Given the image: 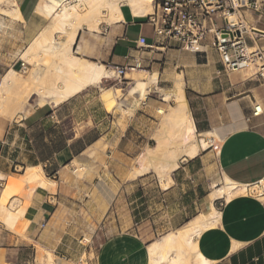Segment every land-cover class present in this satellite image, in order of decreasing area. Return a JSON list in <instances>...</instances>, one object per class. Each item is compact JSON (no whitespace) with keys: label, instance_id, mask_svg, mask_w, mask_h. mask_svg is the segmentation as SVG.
Listing matches in <instances>:
<instances>
[{"label":"crops","instance_id":"obj_1","mask_svg":"<svg viewBox=\"0 0 264 264\" xmlns=\"http://www.w3.org/2000/svg\"><path fill=\"white\" fill-rule=\"evenodd\" d=\"M11 1L12 11L18 7L23 19L15 20L20 30L14 34L20 35L24 42V37L33 36L43 24L46 25L52 14L51 7L58 9L65 0ZM155 9L154 3L153 13ZM153 13L137 18L131 8L123 4V20L111 25L102 22L95 30L84 26L78 33L73 51L79 58L106 68L125 66L133 58H141L147 72L157 76L158 82L152 85L154 89L169 81L164 80L166 75H170L171 82L182 77L197 132L202 135L214 133L222 145L220 152L210 148L197 158L180 161L179 168L163 183L165 188L159 184L158 205L168 214L179 210L180 216H171L170 224L184 227L197 217L190 216L191 213L202 208L211 211L209 182L220 178V182L213 183L220 185L227 176L238 185L252 187L249 194L237 196L230 202L225 197L214 202L215 207L221 206L218 209L222 213L221 224L205 233L200 244L215 264H264V114L248 120L256 103L264 109V79L248 76L243 81L240 76L225 73L218 54L212 49L207 55L187 53L188 50L177 43L160 42L149 22ZM248 17L253 19L251 14H247ZM259 29L264 32V23ZM142 37L151 48L138 46ZM260 37L264 45V35ZM174 51H186V59L163 62L164 53ZM144 94L141 92L138 95H143L141 100L131 105L135 114L140 110L157 111L160 107L152 100V94L147 99V93ZM77 96L57 107H38L27 115L21 112L11 121H0V199L11 177L18 176L20 171L25 174L28 168L41 167L47 180L55 184L49 188L37 187L27 199L24 217L15 228L17 233L0 221V264H30L24 258L26 249L33 247L36 250L38 245L54 254V264H92L88 258L89 250L77 257L71 252V245L82 242L85 235L92 241L100 239V230L106 225L103 221L124 196L125 184L149 174L128 180L130 172L134 171V157H128L125 149L138 147L136 151L140 153V145L133 134L132 139H128L129 131L136 129L134 120H130L127 128L117 125L100 130L102 120H110L109 110L102 108L105 117L99 108L88 116L85 112V115L79 114ZM117 104L122 108L126 105L125 101L119 100ZM83 109L86 111V106ZM101 159L106 160L105 165ZM75 162L87 167L91 175L87 174L83 181L76 178L72 172ZM91 176L103 184L88 182ZM77 195L84 199L77 200ZM140 195L138 189L132 197V204L136 203L135 216L140 215L143 209L140 207L147 203ZM78 209L88 211V214L80 219ZM95 210L103 213L97 216ZM135 238L137 236L126 239L117 234L106 239L100 245L105 252L103 259H111L117 264H149V246L143 251L140 241ZM130 244L132 247L128 246Z\"/></svg>","mask_w":264,"mask_h":264},{"label":"bare ground","instance_id":"obj_2","mask_svg":"<svg viewBox=\"0 0 264 264\" xmlns=\"http://www.w3.org/2000/svg\"><path fill=\"white\" fill-rule=\"evenodd\" d=\"M79 2L84 4L72 5V0H65L58 9L51 7V21L21 57L32 67L29 76L24 77L12 69L3 77L0 88V115L4 118L15 119L21 114L24 106L31 105L32 100L37 108L48 105L57 107L91 87H99L114 79L115 74L112 70L106 69L101 64L83 60L74 53L73 46L79 31L84 26H87L89 30H95L102 22L111 25L123 20V4L129 6L137 18L146 17L154 8V0H79ZM5 3H8V0H0L1 6ZM12 12L15 20H22L18 7H15ZM55 32L62 34L64 39L60 42L55 40L52 37ZM27 72L28 70L24 73L28 74ZM132 74L127 75L129 77ZM252 75H254V66L248 68V76ZM147 80L149 86L157 83L156 77L148 76ZM160 92L164 93L165 102L172 99L176 102V108H171L172 112L168 115L169 120L175 119L173 130L171 129L174 132L167 129L163 136L157 139V146L146 151L145 164L135 170L134 177L144 173L145 171H142L147 168L149 170L153 168L161 176H169L179 168L180 161L197 158L202 151L211 148V143L216 153L221 150V146L215 145L213 140L198 141V132L191 117L182 82L173 90ZM111 97L112 92L106 91L103 94V101L109 103ZM125 112L128 111L125 110ZM164 126L166 127L165 124ZM203 135L214 137L216 142L219 141L214 133L209 132ZM20 178L11 177L0 199V221H3L11 231H15L16 225L24 217L28 207V203L22 204V201L12 202L11 195L18 188L24 187V184L35 188L30 193L31 196L37 187L55 186L53 182L47 180L41 167L28 168ZM162 186L165 188V185ZM215 188L218 189L220 197H225V200L230 202L237 196L249 194V189L252 187L238 185L226 176ZM31 196L28 197L27 194L26 199ZM210 198L208 197L209 201ZM211 206L209 213L200 214L178 231L151 243L147 251L149 263L215 264L214 260L202 251L200 244V239L205 233L216 229L221 224L222 213L212 204ZM53 259L45 256V263L54 264Z\"/></svg>","mask_w":264,"mask_h":264},{"label":"rangeland","instance_id":"obj_3","mask_svg":"<svg viewBox=\"0 0 264 264\" xmlns=\"http://www.w3.org/2000/svg\"><path fill=\"white\" fill-rule=\"evenodd\" d=\"M10 3L12 4V1L8 0V3H5L2 6L0 5V88L3 77L12 69L24 77L29 76L32 67L26 60L22 59L21 57L23 53H25L26 50L29 49V46L32 44L33 40L39 36V33L51 21L50 20L51 17H50L48 19V22L45 23L46 24L45 26L43 24V26H41L38 29L37 33L34 34L33 36L30 35L28 36L29 38L24 37L23 38L24 42H22L20 35L14 34L15 31L20 30V26L16 24L15 18L12 16L14 13L12 12V5ZM83 4L84 3H80L79 0H72V5L81 6ZM86 8L84 10H86ZM4 12L5 14H3ZM151 13H153V11ZM52 37L59 42L64 39L63 35L57 32H55ZM26 39H28L27 42ZM180 46L183 47L182 45ZM185 52L186 51L183 52L174 51V52H170V54L168 52L167 53L165 52L164 53L165 55L163 56L162 60L163 62L168 61L169 63L179 62V61L182 62L187 57ZM188 52L190 51H187V53ZM208 52H210V48H208ZM21 60H23L28 64L29 66L27 72L28 74H25L21 70V66H20ZM106 69L111 70L110 68H106ZM147 71L148 69L143 67L138 72H129L128 74L130 73L133 74L130 75L129 77L128 75H126V79L125 78L119 79L115 77L114 79L105 82L103 85L99 87L97 86L91 87L85 90L84 92H82V94L80 93L76 97L77 99L76 108L78 111L81 110L79 114L85 115L86 113V115L88 116V114H90L91 111H96V109L99 108L101 115L103 114L102 116L105 117L102 108L104 107L106 111L107 109L109 110L110 120L109 121L102 120V122L100 123L101 125L99 127L100 130L105 129L108 126L116 127L117 125L122 126V128L123 127L127 128V125L129 124L130 120L132 119L134 120L133 121L134 128L136 129H131V131H129L128 139L130 140L134 136V139L138 140L137 143L140 145L139 148L140 153L138 154L136 151L138 147L130 146L127 149H125L127 152L126 155H128V157H132V156L134 157V161L132 165V169H134L133 172H135L136 169H140L145 164V153L149 148H154L155 146H157V139L160 136H163V134L167 131V129L168 131H170L171 129L173 130L175 119L169 120L168 115L171 114L172 109L176 108L177 105L174 99L162 104L165 97H164V93L160 91L173 90L174 88L179 86L180 81L184 85L182 77H177L176 82L175 81L171 82L170 75H166V77H164V80L166 79L169 81H164L162 83V86L159 85V87L162 88H159L157 85L155 86L154 89L152 88V86L147 85L148 84L147 79L148 76L149 77L152 76L156 78L157 76L150 75V73H148ZM231 74L240 76L243 81L248 79V69L234 71L231 72ZM257 74H258V70L254 67V75H252L250 79L258 77ZM106 91L112 92L111 102L109 103H105L103 101V94ZM141 92H144L145 94L147 93V95L144 94L145 99H147V97L150 94H152L153 96L152 100L157 101L158 106H160L157 109V111L140 110L138 111L137 114L133 112V109H131V105L136 104L138 100H141V96L143 95L138 96ZM135 96H137V98ZM117 100H119L121 103L125 101L126 105L123 106L122 108V106L117 104ZM84 106H86V111H84L83 109ZM35 108H37V106H35V102L34 100H32L31 105L27 104L26 106H24L22 110V114L27 115L29 112H32ZM125 110H127L128 112L126 113ZM0 121H11V120L7 119L6 117L4 118V116L0 115ZM164 124L166 125V127L164 126ZM164 127L166 128L165 131H164ZM131 134H133V136ZM197 135H198L197 136L198 141L205 140L207 142H211L212 140L213 141L215 140L216 142V138L214 137L213 138H210V136L205 137L204 135H202V133H198ZM220 142L221 141H217L215 144L216 145L219 144V146H221L222 144ZM101 160H102L101 163L105 165L106 160L105 159H101ZM75 165L76 166L72 168V172L76 178L81 179V181H83V179H85L87 174H90L88 173V168L77 162H75ZM111 166L115 167L114 165ZM111 166L109 167L110 169L112 168ZM150 169L151 170L147 168V170L146 169L143 170L142 172L145 171L144 172L145 174L141 173L142 175L138 174V176L136 177H133V172H130L131 174H129L128 180L131 181L135 178L142 177L148 173L149 174L139 181H135V182L132 181V183L128 182L127 184H125L124 196H122L119 203H116L112 207V209L109 211V213L107 214V216L103 221L105 222L104 224L106 225H104L105 227L102 228V230H100L102 233L100 239L92 241V239L88 235H85V237L82 238V242H77L76 244L71 245V252H73L74 255L78 257L80 253L82 252L84 253V251L87 249L89 250L90 253L88 258H90L92 264H117L116 261H112L111 259L108 260L103 259L105 252H104V248H101L100 245L106 239H109L117 234H121L122 237L126 239L128 238L133 239L135 236H137L135 240L140 241L141 248L144 249L143 251H145L152 242L158 241L164 236L176 232L182 228V226L176 227L175 225L171 226L170 224L171 216L173 215L180 216V213L178 212L179 210L178 211L175 210V212H173L172 214L169 212L168 214L166 209L161 210L160 206L158 205L159 203H158L157 191L159 184L162 183L163 185L164 182L166 183L170 175L161 176V174L153 170V168ZM18 174L19 175L15 177L21 179L20 177H22L21 175L24 174V171H20V173ZM220 181H221L220 178H217L216 180H214V182H209L210 187H207L208 193H210L209 196H211L210 201L213 206L216 200H220L222 198L219 196L218 189L214 188V186L217 185L213 184L215 182H220ZM71 182H73L72 178H71ZM88 182H93L94 184L96 183L103 184L101 180L93 179L92 176L88 178ZM77 183L79 184L80 181L77 180ZM26 186L27 185L24 184V187L18 188L16 192H14L11 195L12 197H14L12 202H14L15 200L18 201L24 200V204L28 203L26 196L27 194L28 197L31 196L30 193L35 188L34 187L31 188L28 186L26 187ZM103 187L106 188L104 185ZM138 189L141 191L140 196L142 197L143 200H146L147 203L144 205V207H140L141 209L143 208L142 210L140 209L141 210L140 215L137 214L135 216V211L133 210L134 208H136L135 207L136 203L132 204L133 202L132 197L134 196V194H137ZM83 199L84 197L82 195H77V200L80 201ZM215 208L218 210L221 208V206L218 204V206H216ZM205 209L206 208H202L198 212L191 213L190 216L195 215L199 217L200 214H207L209 210L208 208L206 210ZM85 213L88 214V211L81 212V210L78 209L77 217L82 219ZM102 213H103L102 210L96 211L97 216H100ZM12 232L17 233L16 231H12ZM131 245L132 244L128 246L132 247ZM45 256L51 257L52 259L54 258V254L50 250L38 245L36 247V250L33 247H28L26 249V254L24 255V258H26L27 259L26 261H29L30 264H46ZM83 258H85L84 261L86 262L87 258L85 255L83 256ZM49 263L50 262H48L47 264ZM143 264H147V262Z\"/></svg>","mask_w":264,"mask_h":264},{"label":"built area","instance_id":"obj_4","mask_svg":"<svg viewBox=\"0 0 264 264\" xmlns=\"http://www.w3.org/2000/svg\"><path fill=\"white\" fill-rule=\"evenodd\" d=\"M155 12L149 16L156 37L162 43L174 42L186 50L207 54L214 50L225 73L254 66L258 77L264 79V45L259 25L264 23V0H154ZM253 15V19L247 18ZM142 49L151 48L145 37L138 41ZM200 47V48H198ZM21 70L28 64L21 60ZM116 78H126L129 72L141 70V58H133L125 66H111ZM264 114L256 103L252 115ZM215 150V147L211 146Z\"/></svg>","mask_w":264,"mask_h":264}]
</instances>
